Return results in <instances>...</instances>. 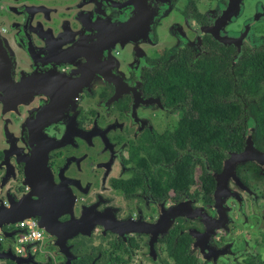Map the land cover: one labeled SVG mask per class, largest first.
<instances>
[{"label": "flooded vegetation", "instance_id": "obj_1", "mask_svg": "<svg viewBox=\"0 0 264 264\" xmlns=\"http://www.w3.org/2000/svg\"><path fill=\"white\" fill-rule=\"evenodd\" d=\"M247 64L264 69V0H0V252L65 264L52 240L45 261L19 242L18 219L35 215L68 235L72 264H177L179 242L196 264H264ZM196 72L231 87L174 81ZM249 143L257 159L226 180Z\"/></svg>", "mask_w": 264, "mask_h": 264}, {"label": "trees", "instance_id": "obj_2", "mask_svg": "<svg viewBox=\"0 0 264 264\" xmlns=\"http://www.w3.org/2000/svg\"><path fill=\"white\" fill-rule=\"evenodd\" d=\"M214 77L206 75L204 82L202 80L201 75L196 72L194 74H180V76L178 78H175L174 81L176 83H180L179 86L182 87L183 84L186 83V81L189 82V84L191 85L190 87H205L207 90V87H218V89L220 91H222L223 93L226 92L227 87H231V81L229 79L227 80H223L221 81V87H219V83L218 80H214ZM237 84H238V90L240 92H242L243 94H245V99L247 98V92L249 90H257L259 91L258 95L261 97L259 102V108H258V121L256 123V128H257V132L259 134L264 132V69L263 67H256V66H252L250 64H247L244 66L243 68V72L241 74H238V80H237ZM214 99V97L211 96H206V97H199L196 96L195 100L198 101L199 99ZM211 108H214V106H211ZM219 108V113L221 116H226L229 115V110L230 107L228 105H224L219 104L218 107ZM242 108V107H241ZM240 139V138H239ZM194 142V140H193ZM209 142H214L213 139H209ZM229 139L227 138H222L221 139V144L225 145V143H228ZM227 148H232V145H227ZM209 155H212L211 153H208ZM40 241H38V245H40ZM178 246H175V249L173 250V255L176 258L177 261H179V263L177 264H196V258L194 257V254L189 252V255L187 256L186 251L182 250V248L180 247L181 242L177 243ZM76 264H83L82 259H78L76 262ZM8 264H15V262H13L12 260H8Z\"/></svg>", "mask_w": 264, "mask_h": 264}, {"label": "water", "instance_id": "obj_3", "mask_svg": "<svg viewBox=\"0 0 264 264\" xmlns=\"http://www.w3.org/2000/svg\"><path fill=\"white\" fill-rule=\"evenodd\" d=\"M250 142H251V140H250ZM252 145H253V150H252ZM259 153L260 152L257 151V149L255 148L254 144L249 143V145L246 147V149L243 152H241V153H234L225 162L224 171L222 172L221 176H224L225 179L227 180L225 174L228 172V170L230 168H231V170L234 171L235 167L238 164H240V163H242V162H244V161H246L248 159H252V158H254V160H256L257 159V155ZM225 186H226V184H225ZM223 187H224V184H221V182H220V185H219V187L217 189V193L218 192H221ZM175 214H176V212H175ZM196 214H197V212L193 213V216L196 215ZM197 215H199V214H197ZM29 218H35V215L23 216V217H21L18 220L19 221H22V220L29 219ZM85 221H86V219L85 220H81V222H78V225L79 226H82L85 223ZM11 222H13V221H7L6 223H11ZM67 224H69V223H67ZM79 226H78V228H79ZM38 227L40 229H42L43 228V225L40 222H38ZM82 230H84V229H82ZM48 234L52 237L54 243H56V245L61 249V251L64 252L67 255L68 259L65 262V264H72V259L75 257V255H73L71 253V251H69V247H67L65 245V240L68 237V235L67 236H63L62 239H61V241H60V236L58 237V235H56L54 232L48 231ZM56 237H57V239H56ZM197 244H198V241H197ZM201 256H202V254H201ZM0 258H10L12 260H15L18 264H21L23 262V261L20 260L21 257H18L16 254H13L10 249H8L7 251H4V252H0ZM26 261L32 262V256H30L28 259L24 260V262H26ZM36 264H42V263L41 262L40 263L36 262Z\"/></svg>", "mask_w": 264, "mask_h": 264}, {"label": "built area", "instance_id": "obj_4", "mask_svg": "<svg viewBox=\"0 0 264 264\" xmlns=\"http://www.w3.org/2000/svg\"><path fill=\"white\" fill-rule=\"evenodd\" d=\"M18 226L25 228L19 236V242L40 241V245L44 244V231L38 227L35 218H29L18 222Z\"/></svg>", "mask_w": 264, "mask_h": 264}, {"label": "rangeland", "instance_id": "obj_5", "mask_svg": "<svg viewBox=\"0 0 264 264\" xmlns=\"http://www.w3.org/2000/svg\"><path fill=\"white\" fill-rule=\"evenodd\" d=\"M51 240L53 241L52 237L48 234L47 236L44 235V244L40 251V261H45L46 257L51 252L52 246H51ZM0 264H5L3 260L0 261Z\"/></svg>", "mask_w": 264, "mask_h": 264}]
</instances>
